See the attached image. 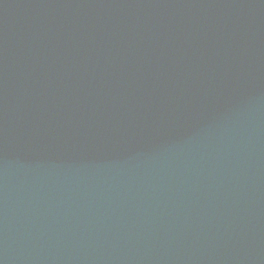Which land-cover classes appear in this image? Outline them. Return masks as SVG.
<instances>
[{
	"label": "water",
	"instance_id": "water-1",
	"mask_svg": "<svg viewBox=\"0 0 264 264\" xmlns=\"http://www.w3.org/2000/svg\"><path fill=\"white\" fill-rule=\"evenodd\" d=\"M0 264H264V0H0Z\"/></svg>",
	"mask_w": 264,
	"mask_h": 264
}]
</instances>
